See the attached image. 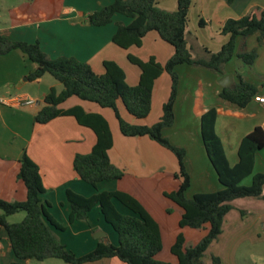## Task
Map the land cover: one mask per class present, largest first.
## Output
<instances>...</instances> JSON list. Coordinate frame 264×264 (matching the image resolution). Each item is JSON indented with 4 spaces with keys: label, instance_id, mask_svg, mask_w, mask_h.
<instances>
[{
    "label": "crops",
    "instance_id": "0c3cea01",
    "mask_svg": "<svg viewBox=\"0 0 264 264\" xmlns=\"http://www.w3.org/2000/svg\"><path fill=\"white\" fill-rule=\"evenodd\" d=\"M8 1L7 3V0H0V35L11 41L38 43L48 58H74L88 64L97 75L104 72V61L114 62L124 72L129 86L137 85L139 70L128 62V55L142 61L154 57L158 63L164 64L173 53V48L162 41L155 32L146 34L138 48L122 49L114 45L112 37L117 24L128 25L131 22L120 15H114L112 22L103 27L88 25L86 16L106 7L112 0ZM176 6L177 0L158 2L160 9L169 12L175 11ZM257 10H264V0H233L231 5L225 0H192L185 30L187 47L191 55L201 56V49L211 53L218 52L228 40V36L221 34L225 21L238 19ZM200 20L203 21L202 26L199 25ZM244 43L248 51L254 49L257 52L253 65L245 67L234 56L223 66V74L233 76V83L229 88L238 82L236 76L240 74L244 81L257 88V96L264 98V41L258 44L256 35H253ZM240 44L241 40L238 38L237 50ZM36 67V64L29 61L19 50L0 55V98L20 96L36 102L33 106L0 104V199L7 202L25 200L24 185L17 179L18 162L25 152L39 168L44 187L42 201L49 204L47 210L51 217L65 227L63 231H54L60 242L76 256L93 251L99 239L105 238L111 244L117 245V235L106 226L98 207L91 210L87 222L69 223L70 205L66 191L71 190L84 197L101 192L121 191L129 195L132 193L124 178L101 182L94 188L77 177L72 167L74 156L90 153L96 141L95 134L90 128L78 124L71 116L58 117L44 125L34 124L33 118L44 106L43 99L47 93L50 90L57 93L63 90L62 85L49 75L29 81L27 76ZM175 71L178 85L173 107L174 124L164 129L162 134L173 146L185 151L184 164L190 178L188 190L196 186L197 189L192 191L194 194L219 191L221 186L206 157L200 136L202 114L211 108L215 109V134L222 144L229 166L233 167L238 161L237 150L242 138L256 127L264 131V103H258L253 98L246 107L239 108L222 100L219 93L227 87L218 84L220 76L212 70L179 65ZM170 85V77L165 73L154 82L151 111L145 119H134L125 111L121 102H118L117 109L121 118L133 125L150 126L156 123L161 117L162 106L168 99ZM73 107H80L85 113L98 114L106 120L113 141L107 152L108 158L118 169L131 172L134 181L139 179L138 172H144L153 178L155 173L165 170L171 164L174 167L171 170L177 173L175 161L169 151L147 137L122 136L115 124V117V120L113 119L114 114L112 116L104 108L75 97L67 99L60 105L63 110ZM257 173L264 174V148L255 154L252 174ZM249 183L246 182V185ZM131 196L156 222L148 205L139 197ZM112 202L120 213L129 214V211L116 200ZM232 206V210L243 212L245 217L257 215V220L264 224V189L261 198L236 199ZM232 210L224 218L219 237L226 231L233 235L241 234V230L236 228L225 230L226 219ZM238 217H241L240 213ZM0 229H3L0 230V264H11L13 262L11 244L5 229L1 226ZM245 233L242 230L243 236ZM241 244L223 245V251L229 252V258L216 257L219 260L216 264H257L255 259L238 255ZM168 261L175 263V259ZM89 264L123 263L110 258Z\"/></svg>",
    "mask_w": 264,
    "mask_h": 264
},
{
    "label": "trees",
    "instance_id": "16d2710c",
    "mask_svg": "<svg viewBox=\"0 0 264 264\" xmlns=\"http://www.w3.org/2000/svg\"><path fill=\"white\" fill-rule=\"evenodd\" d=\"M160 0H112L106 7L86 16V22L93 27H103L112 22L114 15H120L131 22L117 24L112 43L122 49L140 47L144 36L155 32L162 41L173 48L171 57L160 64L154 57L142 61L128 55L130 64L139 70L137 85L129 86L125 74L114 62L104 61V72L95 74L90 66L74 58L59 57L50 59L38 43L11 41L0 35V55L12 50L21 51L36 69L27 76L29 81L51 76L60 83L63 90L57 93L50 90L44 97V106L35 114L33 122L44 125L58 117L71 116L78 124L90 128L96 137L90 153L74 156L72 167L77 177L92 187L101 182L121 180L124 171L111 164L107 152L112 147V136L106 120L98 114L85 113L80 107L67 110L60 108L67 99L81 101L112 110L120 134L126 138L147 137L160 147L172 153L178 164L174 177L178 180L177 189L164 193V197L180 209L179 227L200 229L207 226L204 237L194 246H185L181 234L177 235L170 247L175 263L159 261L155 257L162 249L161 235L157 223L147 214L142 205L131 195L121 192H101L84 197L71 190L66 191L70 205L69 223L88 221V215L98 207L104 222L117 235V245L105 238L99 239L95 249L85 255L76 256L58 239L54 231L65 227L57 223L49 214L48 203L41 195L44 187L38 166L24 152L19 159L17 179L26 191L24 201L7 202L0 199V226L7 233L12 253L19 261H44L47 258L62 260L66 264H88L104 259L115 258L123 264H204L202 258L210 245L221 235L225 216L232 210V202L242 198H261L264 189V174H253L255 154L264 148V131L254 128L242 138L237 150L238 161L230 167L224 155L222 144L215 134L216 111L211 108L200 118V136L206 157L221 186L219 191L199 193L190 199L185 193L190 186L186 170L185 151L173 146L162 131L174 124V102L177 96L178 76L176 67L190 65L212 70L224 76L223 66L236 57L245 67H251L257 57L253 49L248 51L245 40L256 35L258 44L264 41V10L250 12L238 19L226 20L221 34L228 36L226 43L216 53L206 49L202 55L193 57L186 42L188 10L192 0H177L176 10L169 12L158 7ZM231 5L233 0H225ZM199 25H203L200 20ZM241 40L238 50L236 40ZM237 50V51H236ZM170 77V93L162 106L159 120L150 126L133 125L123 120L118 112L117 103L121 102L125 111L137 120L145 119L151 111L154 82L162 75ZM237 83L231 88H223L219 97L239 108L246 107L258 95L257 88L237 74ZM251 177L250 185L241 183ZM116 200L129 211L120 213L113 205ZM23 212L24 218L18 223H8L7 217ZM218 258L212 257L214 264ZM11 264H26L12 262Z\"/></svg>",
    "mask_w": 264,
    "mask_h": 264
},
{
    "label": "rangeland",
    "instance_id": "374dc122",
    "mask_svg": "<svg viewBox=\"0 0 264 264\" xmlns=\"http://www.w3.org/2000/svg\"><path fill=\"white\" fill-rule=\"evenodd\" d=\"M9 1L7 0V3ZM38 4H36L37 6ZM5 7H8L5 5ZM35 9V7H34ZM51 78V77H49ZM53 80V79H52ZM110 112L113 116V112L110 109H104ZM114 119V116H113ZM135 119V118H134ZM115 120V119H114ZM116 126V120H115ZM175 161L176 172H178L177 168V160L172 153H169ZM173 162V161H172ZM167 166L164 170H161L159 173H155L153 178H150L144 172L140 173L139 179L134 181L132 178L134 175L131 172H124V180L131 191V195L139 197L146 205H148L149 211L152 213L155 218L162 242V249L156 255V259H161L164 262L169 263V259L174 260V257L170 253V247L174 243L177 235L181 234L185 240V246H194L196 245L202 237L206 235L207 226L200 229H191L188 227H179L180 220V209L169 199L164 197V193H170L177 189L178 180L174 177L176 174L172 170V166ZM174 168V167H173ZM172 169V170H171ZM137 173V174H138ZM253 175V174H252ZM246 178L241 185L248 186L246 182H251V177ZM197 187L193 186L189 190L186 191L185 197L190 199L193 195L197 193H192V191L196 190ZM119 206V205H118ZM233 209V208H232ZM241 214V217L239 216ZM25 213L20 212L14 214L13 216L7 217V222L18 223L20 222ZM227 228L225 230H241L240 235H233L230 232L226 231V233L217 238L205 252L202 261L204 264H211L212 257H220L224 259H228L229 252L223 251V245L233 244V243H242L238 248V255H244L247 259H255L257 264H264V224L257 220V215H245L241 211L232 210V212L228 215L226 219ZM225 225V226H226ZM106 226L112 230V228L106 224ZM3 230V229H0ZM242 230H244L245 236L242 234ZM5 232V231H2ZM113 232V231H112ZM248 232V233H247ZM253 233V234H252ZM13 262H23L26 264H66L62 260L55 258H47L44 261H36V260H27V261H19L15 258L12 253ZM174 262V261H173ZM172 262V263H173ZM89 264V263H88Z\"/></svg>",
    "mask_w": 264,
    "mask_h": 264
},
{
    "label": "built area",
    "instance_id": "2783aa9c",
    "mask_svg": "<svg viewBox=\"0 0 264 264\" xmlns=\"http://www.w3.org/2000/svg\"><path fill=\"white\" fill-rule=\"evenodd\" d=\"M254 100L258 103L263 104L264 103V98L263 97H254ZM0 104L3 105H26V106H33L36 104L35 100L30 99V98H22L20 96H15L12 98H0Z\"/></svg>",
    "mask_w": 264,
    "mask_h": 264
},
{
    "label": "water",
    "instance_id": "95a60500",
    "mask_svg": "<svg viewBox=\"0 0 264 264\" xmlns=\"http://www.w3.org/2000/svg\"><path fill=\"white\" fill-rule=\"evenodd\" d=\"M217 82L220 86L229 88L233 83V76L232 74L224 75Z\"/></svg>",
    "mask_w": 264,
    "mask_h": 264
}]
</instances>
